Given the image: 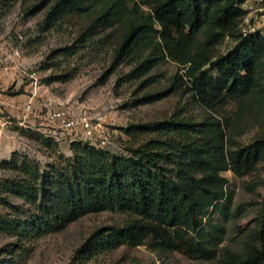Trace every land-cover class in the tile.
I'll return each instance as SVG.
<instances>
[{
  "label": "trees",
  "instance_id": "trees-1",
  "mask_svg": "<svg viewBox=\"0 0 264 264\" xmlns=\"http://www.w3.org/2000/svg\"><path fill=\"white\" fill-rule=\"evenodd\" d=\"M89 1L54 0L50 15L79 12ZM140 1L149 12L137 2L128 8L122 0H111L107 7L105 16L120 26L111 69L123 59L138 60L126 76L134 79L171 60L183 72H175L168 85L135 104L180 91L191 93L211 111L226 98L257 95L264 35H239L240 0ZM97 23L85 27L80 42L96 34ZM226 37L235 44L217 55ZM124 132L130 143L127 155L75 141L72 157L59 156L48 170L27 157L4 163L17 174L0 182V195L11 194L21 204L15 214L0 215V232L15 238L0 264H23L30 253L28 240L101 211L130 217L121 225L96 230L77 251L81 258L150 241L155 251L180 252L205 264H264V206L258 228L248 234L240 251L217 248L214 241L223 227L204 220L209 208L224 215L231 202L221 172L230 170L238 177L251 172L264 161V138L237 145L233 130L227 131L224 121L209 112L200 120L175 112L162 120L130 124Z\"/></svg>",
  "mask_w": 264,
  "mask_h": 264
},
{
  "label": "rangeland",
  "instance_id": "rangeland-1",
  "mask_svg": "<svg viewBox=\"0 0 264 264\" xmlns=\"http://www.w3.org/2000/svg\"><path fill=\"white\" fill-rule=\"evenodd\" d=\"M53 2L0 0V182L16 177L15 171L4 166L13 159L27 157L41 170H48L60 161L59 156L72 157L73 144L84 142L83 134L79 126L66 129L51 117L60 110L75 118L85 112L93 124H99L97 130L104 141L99 148L114 154H128L130 143L124 132L128 125L162 120L175 112L196 120L207 112L221 118L226 130H233L237 145L264 138V63L256 96L226 98L211 111L195 102L191 93L181 95L180 91L135 104L168 85L175 72H183L182 66L165 60L145 75L126 79L138 60L123 59L111 69L120 33L119 24L105 16L111 0H90L81 11L62 17L50 15ZM122 2L128 8L137 2L142 11L149 12L140 0ZM95 20L96 34L80 42L85 27ZM201 39L202 34L197 36ZM234 44L226 37L216 54H225ZM56 76L63 78L51 79ZM221 175L232 192L231 202L224 215L209 208L204 220L223 227L214 241L217 248L240 251L248 234L259 226L264 161L240 177L230 170ZM20 204L13 195L2 193L0 215L15 214ZM129 217L118 211L81 215L59 230L28 240L30 253L23 264H205L180 252L155 251L150 241L79 257L77 251L96 230L121 225ZM14 241L13 236L0 232V260L8 256Z\"/></svg>",
  "mask_w": 264,
  "mask_h": 264
},
{
  "label": "built area",
  "instance_id": "built-area-1",
  "mask_svg": "<svg viewBox=\"0 0 264 264\" xmlns=\"http://www.w3.org/2000/svg\"><path fill=\"white\" fill-rule=\"evenodd\" d=\"M238 8L242 12L237 26L239 35L242 38L264 35V0H240ZM51 117L59 119L66 129H74L79 126L83 134V140L92 145L101 147V143H104L101 134L97 130L99 124H93L91 118L85 112L82 116L75 118L60 110L51 114Z\"/></svg>",
  "mask_w": 264,
  "mask_h": 264
}]
</instances>
